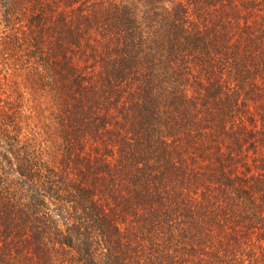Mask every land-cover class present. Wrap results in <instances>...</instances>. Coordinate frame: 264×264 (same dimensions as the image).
Here are the masks:
<instances>
[{"label":"trees","instance_id":"16d2710c","mask_svg":"<svg viewBox=\"0 0 264 264\" xmlns=\"http://www.w3.org/2000/svg\"><path fill=\"white\" fill-rule=\"evenodd\" d=\"M4 86L0 264H264V0H0Z\"/></svg>","mask_w":264,"mask_h":264},{"label":"rangeland","instance_id":"374dc122","mask_svg":"<svg viewBox=\"0 0 264 264\" xmlns=\"http://www.w3.org/2000/svg\"><path fill=\"white\" fill-rule=\"evenodd\" d=\"M9 88H11L9 86ZM7 86L3 87V90H0V96L3 97L5 95V92L9 90ZM3 91V93H2ZM24 122H25V133L29 136L31 135H41L43 130L46 134L52 135L53 129L51 125L47 124L45 122V119L43 116L38 117L35 114H28L27 116H24ZM245 160V159H244ZM246 161L249 163V158L246 159ZM243 166H241L242 168Z\"/></svg>","mask_w":264,"mask_h":264}]
</instances>
